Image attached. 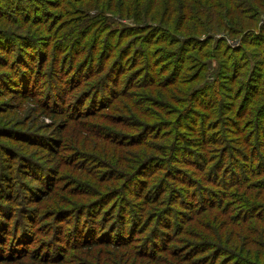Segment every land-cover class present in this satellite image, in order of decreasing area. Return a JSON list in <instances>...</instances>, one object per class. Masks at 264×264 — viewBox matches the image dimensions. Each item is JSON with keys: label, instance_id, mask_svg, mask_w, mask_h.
I'll return each mask as SVG.
<instances>
[{"label": "trees", "instance_id": "trees-1", "mask_svg": "<svg viewBox=\"0 0 264 264\" xmlns=\"http://www.w3.org/2000/svg\"><path fill=\"white\" fill-rule=\"evenodd\" d=\"M21 1L44 31L2 26L0 93L52 129L0 122V264H264V0Z\"/></svg>", "mask_w": 264, "mask_h": 264}, {"label": "rangeland", "instance_id": "rangeland-1", "mask_svg": "<svg viewBox=\"0 0 264 264\" xmlns=\"http://www.w3.org/2000/svg\"><path fill=\"white\" fill-rule=\"evenodd\" d=\"M68 1L71 4L76 5V7H80V1H78V0H68ZM21 2L25 3L26 6L36 5L37 8H39L40 10L47 11L48 12V14H47L48 16H49V13H51L52 17H53V22H55V19H58L60 17V16H58V14L60 13L61 9L68 8V6L63 2V0H22ZM103 2H105V0H103ZM118 3H119V0H116V2H114V4H112V5L113 6H118ZM152 5H153V1L145 0L143 2V7L144 8H150ZM92 6H93V8L91 7V8H87V9H98V8L94 7V4ZM101 8L105 9L102 5H101ZM112 10H115V9L110 7V11H112ZM95 12H96V10L89 11V13H95ZM106 14L110 16L113 13L107 11ZM113 15H115V18H114L115 20H117L119 22H123L125 24H131L132 25V23L130 22V21H133L131 17H128L130 19H126V18H120L117 14H113ZM17 17H19V18H17V19H12L11 18V19H9L7 21H3L2 19H0V29L3 26L5 29H7L9 31H13L16 34H23L24 33V34H29V35H37V34H38V36L42 35V33H43L42 31H44L42 26L37 25V23H29V22L25 21L24 17L21 14H18ZM262 21L264 22V14H260L257 17H255L253 22H251L250 24H249V21L246 22V28L245 29L257 28L261 24ZM220 29H222V28H220ZM227 39L228 38H226V40ZM227 42L229 43L230 41L227 40ZM21 46L24 47L26 45H21ZM214 66H215V60L212 59L210 61V68L213 69ZM14 93L15 92L13 91V94ZM28 106H29V104L26 103L25 100H23L22 97H20V96H12L11 93H10V90L6 89V92L0 93V122H4V123L9 122L8 124L14 125L13 127H16L17 129H33V130H39V131H42V132H47L49 129H52L51 126L48 125V124L46 126H43V127L39 128V125L41 124V121H43V122L45 121L47 123V121L43 120L41 118V116L34 115L33 117L28 118V114H26V113L24 114V112H26V109H27ZM122 114H124L126 116V118L129 117L127 114H125L123 112H122ZM129 118H131V117H129ZM71 121H73V120H71ZM92 121L94 122L95 120H92ZM98 122L102 123L103 119L98 120ZM98 122H95V123H98ZM102 125H103V123H102ZM3 135H4V137H6L5 135L11 136L12 138L16 137V135H13V133H11V132L10 133L8 132L7 134L3 133ZM100 141H102V140H100ZM9 142H10L9 140H3V139L0 138V144H5V143H9ZM14 145H18V143L15 142ZM64 146L65 147L63 149V154H60L61 155V159H64V160H66L68 158L67 155L70 153L71 150H73V149L78 150L77 148H75V146H73V145H71L70 143H67V142L65 143ZM78 151L80 152L79 157L81 158V160L83 159L84 156H87L86 152H83L81 150H78ZM148 153H151V152H148ZM148 153H146V154H148ZM82 155H84V156L82 157ZM95 168L98 171H103L104 170V167H100L98 164H97V166ZM33 169H34V167L30 166V165H29L28 168H26L27 171H29V170L33 171ZM35 170H37V168H35ZM108 172L114 174V171H112L110 169H108ZM26 174H27V172H26ZM22 179L24 181H26V180L29 179V176L25 177V178H22ZM69 181H72V180H69ZM116 181L119 184V183H122L124 180L122 178H118V179H116ZM24 187L25 186L22 185V189ZM71 187H72L71 189H73V190H77V189L83 190V189L86 188L85 185H81V184H78V185H76V184L73 185L72 184ZM32 188L34 190L38 189V187H36V186H33ZM103 191H105V190H103ZM132 192L133 191H132L131 188H127L123 192L125 197H122L120 199L121 201L118 200L117 198H115V196H114L115 194H107L108 195V200H109L108 203H110V205L112 207L116 205V209H117V207L121 208L122 206H126L127 205V201H125L124 199L130 198L131 199V204L133 206L130 209H135L138 205H140V206L142 204L144 205L143 200L141 198L139 199V198L135 197V198L132 199V196H131ZM105 196H103L102 198L99 199V203H101L102 200H105V199H103ZM1 202H2V200L0 198V204H1ZM33 205L34 204H32V206ZM104 207H106V204L104 206H102V208H104ZM117 210H120V209H117ZM126 212H128V210L125 209L124 213H126ZM130 212H132V210H130ZM107 213L108 212H105V215ZM71 217H73V216H71ZM98 222H100V221L97 220V223ZM55 223H58L57 220H56ZM84 223L85 224H91L90 221L87 220V219H86V221ZM92 227L94 229L95 226L93 225ZM210 230H211V232H213V231H215V228L214 227H210ZM98 233H102V232H98V230H97V234ZM65 235L66 234H64V236ZM181 238H184V239H187V240H192L193 239L192 237H187L185 235H182ZM209 239H211V238H209ZM214 239H216V238H213L212 240H214ZM47 246H49L48 242H47Z\"/></svg>", "mask_w": 264, "mask_h": 264}]
</instances>
